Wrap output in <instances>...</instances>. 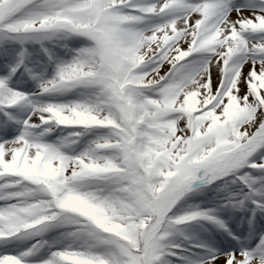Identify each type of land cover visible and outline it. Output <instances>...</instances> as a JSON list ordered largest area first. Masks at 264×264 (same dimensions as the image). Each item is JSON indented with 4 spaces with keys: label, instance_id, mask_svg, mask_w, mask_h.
<instances>
[{
    "label": "snow or ice",
    "instance_id": "6c2138e0",
    "mask_svg": "<svg viewBox=\"0 0 264 264\" xmlns=\"http://www.w3.org/2000/svg\"><path fill=\"white\" fill-rule=\"evenodd\" d=\"M0 264H264V0H0Z\"/></svg>",
    "mask_w": 264,
    "mask_h": 264
}]
</instances>
